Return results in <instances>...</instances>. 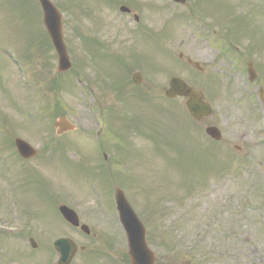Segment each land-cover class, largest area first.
I'll return each instance as SVG.
<instances>
[{
    "label": "rangeland",
    "instance_id": "1",
    "mask_svg": "<svg viewBox=\"0 0 264 264\" xmlns=\"http://www.w3.org/2000/svg\"><path fill=\"white\" fill-rule=\"evenodd\" d=\"M51 1L59 6L72 62L66 74L56 73L55 53L41 39L36 0H0V230L8 236L0 237V264H55L52 241L59 236L85 247L71 264H115L116 259L119 264L126 241L117 217L108 211L114 184L124 190L144 223L157 264H264V113L256 103L257 87L249 84L245 72L249 61L264 72L256 62L264 56V16L256 17L258 29L253 16L242 14H250L259 0H196L195 8L201 6L196 13L204 12V17L193 15L189 23L185 7L170 5L171 0H136L141 7H129L139 15L137 26L127 24L128 17L105 0ZM227 10L243 20L231 18ZM226 20L237 26L233 35L224 31L235 27ZM209 29L213 36H206ZM81 31L111 44V52L125 56L126 64L133 46L152 61L144 71L138 68L146 93L133 96L139 92L129 86L117 101L111 87L124 74L125 64L98 60L107 58L92 61L89 48L76 36ZM179 53L199 62L203 72L181 63ZM172 76L206 95L213 108L209 120L220 128L228 150L216 156L206 151L211 146L204 145L200 129L184 116V99L164 98ZM125 112L138 121H154L164 131L170 126L165 143L170 149L178 148L181 131L188 129L193 138L182 144L183 166L172 162L174 151L159 153L158 146L126 123L110 122L111 114ZM170 113L177 122H168ZM61 115L77 131L56 136L53 122ZM98 121L111 125L112 154L105 161L101 155L96 159L97 139L91 136ZM145 128L153 131L147 124ZM14 137L33 146L36 156L22 160L11 145ZM61 143L64 151L59 150ZM193 155L206 159L204 167L199 164L203 174L193 166ZM60 203L76 208L80 221L91 229L89 236L66 225L56 211Z\"/></svg>",
    "mask_w": 264,
    "mask_h": 264
},
{
    "label": "water",
    "instance_id": "2",
    "mask_svg": "<svg viewBox=\"0 0 264 264\" xmlns=\"http://www.w3.org/2000/svg\"><path fill=\"white\" fill-rule=\"evenodd\" d=\"M38 1L43 10V21L45 27L58 55V71H66L71 67V64L63 43L60 14L49 0ZM195 66L197 65L195 64ZM135 82H140L139 78H136ZM177 95L187 98L186 107L191 117L199 119L201 116L208 115L211 112L209 105L203 101V96L199 91L188 86L182 79L172 77L169 81V88L165 90V96L168 98H173ZM54 125L57 129V133L75 129V127L71 125L64 117L59 118ZM207 132L213 137L218 136V131L214 128L207 129ZM15 145L18 152L23 157H29L35 153L34 150L21 139H16ZM115 197L117 207L120 211L121 222L127 234L129 245L128 253L131 264H152L153 254L147 248L144 238L143 226L135 214L129 209V205L125 201L121 190L116 189ZM59 210L62 216L72 225H78L76 214H74L69 208L61 206ZM82 229L88 232L85 226H82ZM32 246H35L33 242ZM55 247L60 253L58 264H68L76 251L74 244L68 239L67 241L60 240L56 242Z\"/></svg>",
    "mask_w": 264,
    "mask_h": 264
},
{
    "label": "flooded vegetation",
    "instance_id": "3",
    "mask_svg": "<svg viewBox=\"0 0 264 264\" xmlns=\"http://www.w3.org/2000/svg\"><path fill=\"white\" fill-rule=\"evenodd\" d=\"M196 0H188V4H187V6L188 7H190L191 6V4L193 3V2H195ZM263 3H264V0H263ZM263 94H264V92H263ZM264 104V99H263V101H262V103H261V105H263ZM208 118V117H207ZM207 118H203V121H202V123H204V124H206V125H213V121L212 122H209V120H207ZM99 133V132H98ZM244 136H240V138H243ZM221 142V141H220ZM220 142H218V143H220ZM222 143V142H221ZM216 150H219V149H221L222 148V145L220 144V145H218V144H216ZM237 148V147H236ZM237 149H239V148H237ZM103 152V151H102Z\"/></svg>",
    "mask_w": 264,
    "mask_h": 264
}]
</instances>
